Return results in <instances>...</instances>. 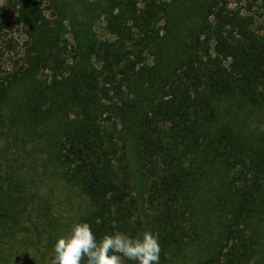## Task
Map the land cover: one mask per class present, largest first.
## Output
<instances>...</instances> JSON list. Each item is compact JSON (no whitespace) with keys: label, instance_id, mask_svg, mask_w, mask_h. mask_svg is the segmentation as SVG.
<instances>
[{"label":"trees","instance_id":"obj_1","mask_svg":"<svg viewBox=\"0 0 264 264\" xmlns=\"http://www.w3.org/2000/svg\"><path fill=\"white\" fill-rule=\"evenodd\" d=\"M16 3L28 12L29 62L0 71V108L16 91L28 111L6 106L0 133L16 148L7 175L24 198L0 176V226L6 230L0 231V258L4 238L21 229L25 204L33 199L23 182L34 187L52 165L86 195L81 221L98 240L115 231L136 237L149 230L158 235L159 264H180L206 235L195 209L205 167L200 157L209 154L229 169L230 181L217 206L222 231L196 264H264V149L246 148L229 125L205 130L225 98L264 102V19L255 15L259 8L264 17V0H210L202 14L184 6L180 13L197 17L185 29L168 0H108L112 39L101 40L85 19L73 45L54 40L64 34L58 2L52 21L40 1ZM16 3L11 0L8 10ZM0 22L10 23L1 13ZM47 70L52 79L42 80ZM36 137L50 147L54 162L41 160L40 166L37 147L28 148Z\"/></svg>","mask_w":264,"mask_h":264},{"label":"rangeland","instance_id":"obj_2","mask_svg":"<svg viewBox=\"0 0 264 264\" xmlns=\"http://www.w3.org/2000/svg\"><path fill=\"white\" fill-rule=\"evenodd\" d=\"M38 1L41 3L45 15L51 21L57 17V10L53 6V1L59 3V20L63 23L64 34L54 37L56 43L59 42L58 38H61L63 44L66 42H63L64 40H68L71 45L75 44L74 34L82 29V21L85 19H88L90 28L92 24L91 32L101 40L112 39L113 37L108 27L106 13L108 0ZM168 1L176 5L175 10L174 6L172 8L175 16L176 13L181 12L184 6L194 8V13L202 14L201 11L210 0ZM13 2L16 3V0ZM1 6L6 7V11L0 10V13L5 14L10 23L0 22V71H13L19 67H24L29 62V44L27 42L30 41V34L27 28L30 23L27 21L28 12L26 11L27 15H23L24 7L18 3L15 4L16 7L12 6V9L8 10L11 6V0H0ZM257 9L255 15L259 20H263L261 9ZM179 15H182L181 18L184 21L183 29L191 26L193 20L196 21L197 18L194 14L180 13ZM186 30L188 32L190 29ZM47 33L48 31L45 34L37 33V36H46ZM68 54L69 51H67ZM40 78L50 80L52 79V72L42 71ZM20 98L16 91L7 98L6 106L10 111L12 109H21L24 113L28 111L27 104ZM6 106L0 108V122L5 118ZM217 109V116L205 130L219 131L222 126L229 125L235 133L238 132L241 135L246 148L264 149V102L255 104L245 101L240 96H233L220 101L217 104ZM29 147L33 149L37 147L36 154L40 166L44 164L41 160H48L53 156L50 147L45 142L42 143L38 137L30 141ZM2 151L5 152L2 154ZM16 157L17 152L14 144L7 147L5 136L0 133V176L7 179L4 185L8 184L13 188L16 196H21L17 191V182L13 180L10 182L11 176L7 175L8 168L6 165L9 161L15 160ZM128 158L132 175L137 178L139 174L135 148L129 149ZM50 161H53V158ZM200 161L205 164V167L201 168L204 170V176L196 185L197 208L195 211L198 224L206 232V235L202 244L198 243V247H192L193 251L187 253L185 260L180 261V264L202 262L212 251V240L219 238L222 231L224 215L222 207L217 209V206H220V202L223 204V200H219V197L222 198L227 193L226 183L229 184L230 181L229 169L221 160L215 159L209 154L202 155ZM53 162L49 163L53 164ZM51 166L49 165L47 174L38 176L39 180L34 182V187L30 180L27 183L23 182L25 186L23 184L22 186L33 192V199L31 197L26 198L29 202L25 204L27 211L21 229L17 230L13 238H4V255L0 258V264H51L54 258V245L58 237L67 235L71 225L81 221L87 212L89 201L82 189L77 184L67 182L60 171H51ZM224 178L226 179L224 180ZM15 200H10L9 205L18 209ZM0 231L6 233L4 225L0 226Z\"/></svg>","mask_w":264,"mask_h":264},{"label":"clouds","instance_id":"obj_3","mask_svg":"<svg viewBox=\"0 0 264 264\" xmlns=\"http://www.w3.org/2000/svg\"><path fill=\"white\" fill-rule=\"evenodd\" d=\"M161 247L158 235L144 230L136 237L125 232L105 233L97 239L87 222H74L67 235L58 237L51 264H159Z\"/></svg>","mask_w":264,"mask_h":264}]
</instances>
